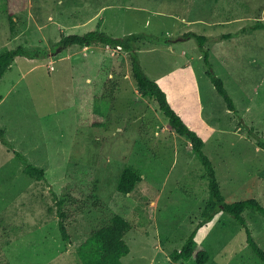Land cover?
I'll use <instances>...</instances> for the list:
<instances>
[{"label":"rangeland","instance_id":"374dc122","mask_svg":"<svg viewBox=\"0 0 264 264\" xmlns=\"http://www.w3.org/2000/svg\"><path fill=\"white\" fill-rule=\"evenodd\" d=\"M16 21L13 32L0 0V53L25 46L49 55L18 57L0 79V128L10 143L0 140V264H81V244L115 214L132 225L124 264H172V251L203 220L209 199L191 143L171 130L153 98L139 93L128 52L62 48V34H142L144 70L203 137L222 193L228 201L256 198L264 205V148L248 129L264 136V28L240 33L264 23V0H29ZM188 33L209 37L211 67ZM224 34L233 35L218 40ZM210 68L236 111L216 90ZM89 111L106 125L81 124ZM15 151L46 178L27 175ZM128 166L142 180L124 195L117 187ZM58 200L65 201L69 242L59 229ZM243 215L264 249V215L252 209ZM203 243L210 253L205 264H264L230 214L217 216Z\"/></svg>","mask_w":264,"mask_h":264},{"label":"trees","instance_id":"16d2710c","mask_svg":"<svg viewBox=\"0 0 264 264\" xmlns=\"http://www.w3.org/2000/svg\"><path fill=\"white\" fill-rule=\"evenodd\" d=\"M7 15L11 31L14 32L17 24V16L19 13L25 12L29 7V0H6ZM264 28V23L258 22L255 25L244 27L240 33L249 30ZM233 34H224L218 38H229ZM185 37H195L199 48L203 54L205 63L211 67L210 50L205 47L209 37L188 33ZM151 41H157L154 36L147 37ZM144 39V36L139 33H131L125 36L116 37L99 29H92L84 34H62L59 40V47L68 48L78 45L80 47H91L93 45H102L112 47L128 52L131 62L132 75L135 79L137 89L142 96L153 98L159 106L160 111L168 119V124L172 131L179 136L186 138L192 146L194 155L202 163L206 177L209 181V199L202 213L203 220L197 227L188 235L181 247L176 248L171 253L172 264L180 260L195 261L197 264H205L210 259V253L203 243V236L207 232V228L212 226L221 213L230 214L241 225L245 227L247 240L253 251L264 262V249L258 244V241L253 237L252 231L247 225V221L243 213L247 209L255 210L264 215V205L256 198H248L241 201H228L222 193L221 185L218 181L216 170L213 161L204 151V139L194 129H192L172 107L166 91L160 84L152 80L144 70L137 48V44ZM49 55L48 49L32 50L25 46L5 50L0 53V79L12 67L14 61L18 57L29 58H47ZM212 83L218 93L224 98L227 107L230 110L236 111L234 99L225 86L224 80L210 70L207 72ZM116 83H112L108 94L115 93ZM108 90V89H107ZM79 106L84 109L83 104L79 101ZM81 124H87L90 127H104L106 119L103 115L89 111L85 112L80 120ZM249 133L257 141L258 146L264 148V136H260L252 128H248ZM0 140L10 146L9 141L5 137V131L0 128ZM16 157L21 159L24 164V171L30 177L37 180L46 178V171L32 163L27 157L19 151H15ZM142 180L141 174L132 167H126L122 172L118 181V191L124 195L130 194L136 185ZM57 197V196H56ZM64 200H58V215L60 218L59 229L63 240L69 242L70 236L68 233V225L66 223V212L64 210ZM132 229L131 223L122 215L115 214L110 223L94 229L90 236L81 244L78 249V256L81 264H124L122 258L130 253V246L125 241L126 234Z\"/></svg>","mask_w":264,"mask_h":264},{"label":"crops","instance_id":"0c3cea01","mask_svg":"<svg viewBox=\"0 0 264 264\" xmlns=\"http://www.w3.org/2000/svg\"><path fill=\"white\" fill-rule=\"evenodd\" d=\"M12 66H13V65H12ZM11 68H12V67H11ZM11 68H10V69H11Z\"/></svg>","mask_w":264,"mask_h":264},{"label":"built area","instance_id":"2783aa9c","mask_svg":"<svg viewBox=\"0 0 264 264\" xmlns=\"http://www.w3.org/2000/svg\"><path fill=\"white\" fill-rule=\"evenodd\" d=\"M53 69V68H52Z\"/></svg>","mask_w":264,"mask_h":264}]
</instances>
